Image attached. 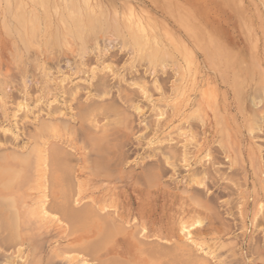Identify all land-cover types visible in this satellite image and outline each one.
Returning a JSON list of instances; mask_svg holds the SVG:
<instances>
[{
	"label": "rangeland",
	"instance_id": "1",
	"mask_svg": "<svg viewBox=\"0 0 264 264\" xmlns=\"http://www.w3.org/2000/svg\"><path fill=\"white\" fill-rule=\"evenodd\" d=\"M80 1L83 44L57 21L53 42L45 21L26 46L0 1V153L26 154L7 162L21 224L14 241L0 227V264H96L75 240L82 215L127 226L113 241L127 253L104 264H264V0ZM42 200L47 220L30 211Z\"/></svg>",
	"mask_w": 264,
	"mask_h": 264
},
{
	"label": "bare ground",
	"instance_id": "2",
	"mask_svg": "<svg viewBox=\"0 0 264 264\" xmlns=\"http://www.w3.org/2000/svg\"><path fill=\"white\" fill-rule=\"evenodd\" d=\"M0 1H2V0H0ZM10 1H14L15 3H16V7L17 8H14V9H12V10H15L16 9V12L13 14V15H11L10 17H11V20H9V18H8V20H7V23H10L9 25L7 24V23H3L4 25H5V28L7 29L8 27V30H7V33H9L10 35H11V33H12V35L13 34H16V36H17V38H18V40L20 41V43H22V44H24L25 46L26 45H29V42H30V40L31 39H33L34 37H36L37 35L39 36L40 35V33L42 32V31H44V22L45 21H47V23H48V27L47 28H49V30L51 31L50 32V34L53 36V37H51L52 39H53V42H55V43H63V41H64V38H62V40H61V36L63 35L62 34V31L59 29V26H58V23H55V21H57V22H59V23H61L60 25H62V28H63V32H66L69 36L71 35V34H74V36H75V38H77L78 40L77 41H79V43L80 44H83V35H82V32H83V30L86 28L85 26L86 25H84V22H85V18L86 17H84V15L86 16V14L85 13H82L80 10H79V6H76V5H74V3H76V2H73V0H61V2L62 3H64L65 2V9H67V11L65 10V12L66 13H64V14H57V16L55 17H53V14H52V11L55 9V7L54 8H51V9H49L48 7H47V5L49 4V0H26V1H28V3H26L25 4V2L23 1V0H10ZM57 0H52L51 1V3H55ZM60 1V0H59ZM261 1V0H260ZM263 1V0H262ZM5 0H3V2H1V3H3L4 5H5ZM7 2H8V0H7ZM151 2V1H150ZM166 2V1H165ZM78 3V2H77ZM76 3V4H77ZM83 3V4H82ZM87 3H88V0H87V2L85 1V0H81L80 2H79V5L80 4H82V6H84V10L86 9L87 10ZM93 3V2H92ZM184 4H185V2H184ZM191 4V3H190ZM9 5H10V3L8 2V3H6V12L7 13H9ZM13 5V4H12ZM64 5H62L63 6V8H64ZM106 5V4H105ZM121 5V4H120ZM176 5V4H175ZM196 6H198V5H196ZM215 6H216V4H215ZM218 6V5H217ZM90 7V6H89ZM189 7H192V6H190L189 5ZM240 7V6H239ZM13 8V7H12ZM44 8V9H43ZM39 9H41V11H42V13H40L38 10ZM189 9V8H188ZM193 9V11H194V8H192ZM191 9V10H192ZM52 10V11H51ZM56 11H57V9H55ZM89 10H90V8H89ZM99 10V9H98ZM163 10V9H162ZM207 10V9H206ZM56 11H54V12H56ZM6 12H5V14H6ZM83 12H86V11H83ZM169 12V11H168ZM182 12V11H181ZM2 13V12H1ZM87 13V12H86ZM170 13V12H169ZM186 13V12H185ZM194 13V12H193ZM55 14V13H54ZM128 14V13H127ZM190 14H192V12L190 13ZM196 14V13H195ZM194 14V15H195ZM132 15V14H131ZM180 15V14H179ZM244 15V14H243ZM1 16H2V14H1ZM3 16H5L4 14H3ZM3 16H2V18H3ZM7 16V15H6ZM130 16V15H129ZM161 16V15H160ZM190 16H192L193 17V14L192 15H190ZM189 16V17H190ZM8 17H9V15H8ZM134 17H136V16H134ZM171 17V16H170ZM178 17V16H177ZM192 17H190L191 19H192ZM197 17H198V15H197ZM196 17V15H195V18H197ZM240 17H242L241 15H240ZM4 18H6V17H4ZM131 18V17H130ZM130 18H128L129 20H130ZM181 18V17H180ZM194 18V17H193ZM131 19H133V18H131ZM135 19V18H134ZM189 19V18H188ZM4 20V19H3ZM136 20V19H135ZM172 20V19H171ZM179 20V19H178ZM207 20V19H206ZM211 20H212V18H211ZM244 20V19H243ZM130 22H132L131 20H130ZM138 22V21H137ZM135 23V22H134ZM178 23V22H177ZM197 23V22H196ZM199 23V22H198ZM197 23V24H198ZM207 23V22H206ZM6 24L8 25L7 27H6ZM56 24H57V27H56ZM132 23H129V25H131ZM146 24V23H145ZM200 24V23H199ZM245 24V23H244ZM12 25V27H14V30H10V26ZM216 25V24H215ZM26 26H29V27H27V30L25 29V27ZM52 26H54V27H52ZM141 26V28L143 29L144 27H142V25H140ZM201 26V25H200ZM207 26V25H206ZM4 27V26H3ZM11 27V28H12ZM50 27L52 28V29H50ZM85 27V28H84ZM134 27H135V24H134ZM146 27V26H145ZM154 27H156V26H154ZM28 28H29V30H28ZM46 28V27H45ZM242 28H243V26H242ZM31 29V30H30ZM92 29V28H91ZM134 29H136V28H134ZM139 29V28H138ZM142 29H141V31H142ZM208 29V28H207ZM49 30H47V32L49 31ZM95 30V29H94ZM144 30V29H143ZM213 30V29H212ZM216 30V29H215ZM245 30H246V28H245ZM145 31V30H144ZM152 31V30H151ZM247 31V30H246ZM11 32V33H10ZM95 32V31H94ZM136 32H137V30H136ZM185 32V31H184ZM84 34H85V32H83ZM144 33V32H143ZM145 34V33H144ZM89 35V34H88ZM15 36V35H14ZM141 36H142V32H141ZM177 36V35H176ZM185 36V35H184ZM223 36V35H222ZM221 36V37H222ZM33 37V38H32ZM65 37V36H64ZM71 37V36H70ZM85 37V36H84ZM91 37V36H90ZM186 37V36H185ZM192 37V36H191ZM31 38V39H30ZM48 38V37H47ZM66 38V37H65ZM158 36H157V40H158ZM90 39V38H89ZM106 39V38H105ZM109 39V38H108ZM107 39V40H108ZM116 39V38H115ZM118 39V38H117ZM142 39V38H141ZM140 39V40H141ZM144 39V38H143ZM35 40H36V38H35ZM46 40V39H45ZM120 40V39H119ZM74 41V40H73ZM72 41V42H73ZM109 41V40H108ZM142 41V40H141ZM143 41H145V40H143ZM32 42V41H31ZM146 42L147 41H145L144 43L142 42V44L144 45V44H146ZM159 42V41H158ZM65 43L67 44V42H66V39H65ZM39 44V43H38ZM43 44V43H42ZM59 45V44H58ZM64 45V44H63ZM143 45H141V51L143 50L142 48L144 47ZM21 46H23V45H21ZM43 47V46H42ZM181 47V46H180ZM27 48H28V46H27ZM26 48V49H27ZM23 49H24V46H23ZM86 49V48H85ZM88 49V48H87ZM137 49H139V48H137ZM18 50V49H17ZM76 50H77V48H75V51L74 52H76ZM84 52V51H83ZM101 52V51H100ZM89 53V52H88ZM56 54V53H55ZM191 54V53H190ZM65 55V54H64ZM69 55V54H68ZM52 56V55H51ZM15 57H16V55H15ZM15 57H14V59H15ZM83 57V56H82ZM153 57V56H152ZM158 58V57H157ZM149 59V58H148ZM153 59V58H152ZM161 60V59H160ZM239 60V59H238ZM85 62V61H84ZM164 62V61H163ZM163 62H162V64H163ZM245 63V62H244ZM146 64V63H145ZM159 64H161V63H159ZM152 65H154V62H153V64ZM157 67V66H156ZM244 67V66H243ZM249 68V67H248ZM94 74V73H93ZM90 75V74H89ZM251 75V74H250ZM91 77V76H90ZM29 79V78H28ZM33 80V79H32ZM99 82V81H98ZM251 82V81H250ZM92 85V84H91ZM232 85V84H231ZM62 87V86H61ZM1 90V89H0ZM5 90H6V88H5ZM60 91V90H59ZM62 92V91H61ZM64 93V92H63ZM61 94V93H60ZM65 94H66V92H65ZM4 96V95H3ZM77 100V99H76ZM33 101V100H32ZM40 101V100H39ZM75 106H76V104H75ZM31 107V106H30ZM29 107V108H30ZM12 109V108H11ZM51 110V109H50ZM81 111V110H80ZM84 111V110H83ZM82 111V112H83ZM9 112V111H8ZM27 112V111H26ZM38 112V111H37ZM52 112V111H51ZM11 113V112H10ZM23 113V112H22ZM18 115V114H17ZM15 117V116H14ZM190 117V116H189ZM19 118V117H18ZM60 119V118H59ZM63 119V118H62ZM49 121V120H48ZM60 121V120H59ZM62 121V120H61ZM17 123V122H16ZM61 124V123H60ZM49 127V129L50 130H52V134L55 136V134L58 132L57 131V129L56 128H54L53 126L51 127V126H49V125H45V124H43V125H41V126H39V124H37V126H36V128L38 129V131H40V130H43L44 128L45 129H47ZM57 135V134H56ZM192 135H193V133H192ZM10 136V135H9ZM2 137V136H1ZM192 137V136H191ZM9 138V137H8ZM188 138V137H187ZM96 139H98V138H96ZM8 140V139H7ZM45 144L46 143H44L43 144V149L41 150V149H39L38 147H35V151H36V157H37V164L40 166V170H39V173H40V177H43V175L41 174L43 171H44V169L42 168V164H43V161H44V159L46 158V156H45V153H46V150H45ZM51 146V145H50ZM59 146V145H58ZM61 146V145H60ZM8 147V146H7ZM8 149V148H7ZM57 148H55V150L53 149V152H52V155H57L58 154V156L60 155V153H61V151H58L60 148L58 147V150H56ZM2 150H4V149H2ZM1 150V151H2ZM0 151V152H1ZM52 150H50V152H51ZM17 152V151H16ZM48 152V151H47ZM57 152H59V153H57ZM18 153V152H17ZM62 153H64L63 151H62ZM19 155H21V156H19ZM19 155H17V156H11V155H3V153L1 154L0 153V227H2L3 226V223H7V225L6 224H4V225H6V228L8 229V228H10V229H8V231H10V233L11 234H9L10 236L12 235V233L14 232H12V230H16V233L14 234V237H13V241H14V239L15 240H18V238L20 237L19 236V233H18V229H19V225L21 224L20 223V216H19V212H18V210L19 209H17V207L16 206H14V205H16V200H17V198H16V196H14V193H12L13 191L12 190H14V188H15V184H16V181H18V179L20 178V176L22 175V169H20V168H18V167H12L10 164H8L7 162H8V159L9 158H12L13 160H15V159H17V157L19 156V159H17L18 160V163L20 164V162H22V160L24 159V157H25V153L24 154H21L20 152H19ZM48 155V154H47ZM51 155V157L53 158V156ZM61 156V155H60ZM49 159V158H48ZM197 160V159H196ZM52 161V160H51ZM48 162V161H47ZM56 162H57V160H56ZM61 162V161H60ZM63 164V163H62ZM66 164V163H65ZM64 164V165H65ZM69 164V163H68ZM48 167V166H47ZM59 167V166H58ZM57 167V168H58ZM49 170V169H48ZM55 170V169H54ZM52 171V170H51ZM59 171V170H58ZM68 171H70V170H68ZM64 173V172H63ZM70 173V172H69ZM72 173V172H71ZM66 174V173H65ZM62 175V174H61ZM69 175V174H68ZM62 176H64V174L62 175ZM70 176H72V175H70ZM51 179V178H50ZM70 179H71V177H70ZM62 180H64V179H62ZM66 180V179H65ZM65 180H64V182H65ZM72 181H73V179H72ZM72 181H70L71 183H74V182H72ZM262 181H264V180H262ZM63 182V181H62ZM69 182V181H68ZM69 182V183H70ZM70 183V184H71ZM62 184V183H61ZM64 187V186H63ZM72 187V186H71ZM33 188V187H32ZM66 188V187H65ZM73 188V187H72ZM78 188L79 189H81L82 188V185H81V183H79L78 184ZM67 189V188H66ZM71 189V188H70ZM75 189V188H74ZM62 190V189H61ZM72 190V189H71ZM65 191V190H64ZM67 191H69V190H67ZM66 192V191H65ZM69 193H71V191L69 192ZM61 194V193H60ZM72 194V193H71ZM41 195V194H40ZM43 195V194H42ZM41 195V196H42ZM63 195V194H62ZM41 196L40 197H38V198H41ZM67 196V195H66ZM49 197V196H48ZM69 198H70V196H68ZM192 197V196H191ZM194 198V197H193ZM197 198V197H196ZM63 199H64V197H63ZM73 200V199H72ZM197 200H198V198H197ZM58 202V201H57ZM66 202H67V200H66ZM70 201H69V199H68V203H69ZM52 203H54L55 204V202L53 201ZM14 204V205H13ZM44 204H45V201L44 200H42V201H40V203L34 208V210H30V211H32V212H34L38 217H39V219H41V220H47V218H49L48 216V214H47V212H46V210L44 209ZM60 204V203H59ZM195 204H196V202H195ZM58 205V204H57ZM62 205V204H61ZM60 205V206H61ZM63 205L65 206V204H64V202H63ZM68 205H70V203L68 204ZM12 206H13V208H12ZM52 206V205H51ZM59 206V207H60ZM67 206V205H66ZM71 206V205H70ZM80 206V205H79ZM79 206H77V207H79ZM72 207V206H71ZM73 208V207H72ZM76 208V207H75ZM82 208H84V207H82ZM86 208V207H85ZM258 208V207H257ZM26 209H28V207H26ZM61 209V208H60ZM63 209H64V207H63ZM63 209H61L62 211H64ZM80 209V208H79ZM94 209V208H93ZM260 209V208H259ZM52 210V209H51ZM73 210H74V208H73ZM88 210V209H87ZM86 209L84 210V213L86 214V211H87ZM105 210V209H104ZM60 211V210H59ZM75 211H77V213L79 214V211L78 210H75ZM81 211V210H80ZM260 211V210H259ZM258 211V212H259ZM74 212V211H73ZM82 212V211H81ZM88 213L89 212H91V211H87ZM66 213V212H65ZM76 213V214H77ZM108 213V212H107ZM113 213V212H112ZM71 214V213H70ZM73 214V213H72ZM75 214V216L76 217H79L80 216V214L79 215H76ZM83 214V213H82ZM81 214V215H82ZM111 214V213H110ZM96 215V214H95ZM98 215V214H97ZM61 216V215H60ZM68 216V215H67ZM111 216V215H110ZM73 217H74V215H73ZM88 217V216H87ZM91 217V218H90ZM90 217H88L89 218V220L87 221V218L86 217H84L83 215H82V218L81 219H84L85 221H86V223L88 224L89 223V225H85L84 224V226L79 230L80 231V235H78L76 238H75V240L79 243V245L80 244H83V242H84V245H82V246H85V242H86V244L88 245H86L84 248H88V247H90V246H92V247H94L93 246V244L95 243L96 244V246L97 247H95L96 249H94V251H93V249H92V247L91 248H89V250H90V252L92 253V251H93V255L92 256H96L97 258H96V260H97V263L96 264H104V263H106V259H105V261L103 262V259H102V256H103V253L105 252V253H111L113 256H116L115 254H118V253H121V254H124V253H127V250L128 249H123V248H121L120 250L119 249H116L115 248V244H113V241L115 240V236H117L118 234H122L123 232H124V230L127 228V226H126V228H124V230H123V232H122V228L124 227H122V228H118V226L119 225H113V223H114V221H112V223H111V220H109L108 219V217H107V219L110 221V222H108V220H107V223H106V220H104L103 218H95L94 217V215L93 216H90ZM97 217V216H96ZM104 217V216H103ZM66 218V217H65ZM105 218H106V216H105ZM255 218V217H254ZM72 219H74V218H72ZM80 219V220H81ZM68 220H71V219H69V217H68ZM75 220L77 221V222H79V223H81V221H78V218H75ZM112 220H113V217H112ZM71 221H74V220H71ZM257 221V220H256ZM196 222V221H195ZM73 223V222H72ZM76 223V222H75ZM74 223V224H75ZM119 223V222H118ZM115 224H117L116 222H115ZM120 224V223H119ZM71 225V224H70ZM4 227L5 226H3V229H4ZM69 227V226H68ZM135 228V227H134ZM139 228V227H138ZM181 229H182V231L183 232H186L187 230H186V226L184 225V223L182 222L181 223ZM75 230V229H74ZM77 230V229H76ZM134 230V229H133ZM139 230V229H138ZM6 231V230H5ZM74 232V231H73ZM120 232H122V233H120ZM140 232H141V230H140ZM182 232V233H183ZM8 233V232H7ZM6 233V234H7ZM76 233V232H75ZM133 233H135V232H133ZM138 233V232H137ZM71 234V233H70ZM73 234V233H72ZM132 234V233H131ZM133 235V234H132ZM135 236H136V234H134ZM184 235V234H183ZM9 236V238H11ZM13 236V235H12ZM185 237L187 238V240H189V241H192L191 240V238L189 237V232H186L185 233ZM135 238H137V237H135ZM64 239V238H63ZM95 239H97V240H95ZM130 239H131V237H130ZM138 240H139V238H137ZM136 239V240H137ZM11 240V239H10ZM21 240H22V238H21ZM94 240V241H93ZM4 241V240H3ZM91 242V243H90ZM139 242V241H138ZM6 243V242H5ZM9 243H11L10 241H9ZM93 243V244H92ZM141 243V242H140ZM186 243V242H185ZM194 243V242H193ZM138 244V243H137ZM142 244V243H141ZM145 244V243H144ZM147 244V243H146ZM195 245H197V243H194ZM8 244H6V246H7ZM10 245V244H9ZM74 245V244H73ZM78 245V246H79ZM90 245V246H89ZM76 246V245H75ZM82 246H79V247H82ZM144 246V245H143ZM14 247V246H13ZM72 247H74V246H72ZM146 247V246H145ZM149 247V246H148ZM147 247V249H149ZM155 248H156V246H154ZM166 247V246H165ZM165 247H164V249H165ZM168 247V246H167ZM175 247V246H174ZM3 248H4V246H3ZM5 248H7V247H5ZM162 248V247H161ZM176 248V247H175ZM155 251V249L154 248H150V250H147V251H149V252H147V254H148V256H151V255H153V250ZM173 249V248H172ZM85 250V249H84ZM92 250V251H91ZM144 250H146V249H144ZM159 250V249H158ZM161 250V249H160ZM169 250H170V248H169ZM80 251H82V250H80ZM143 251V250H142ZM141 251V252H142ZM163 252H164V250H162ZM173 251V250H172ZM4 252V251H3ZM12 252V251H11ZM17 252H19V250L17 251ZM103 252V253H102ZM141 252H140V250H139V253L141 254ZM145 251H143L142 253H144ZM145 252V253H146ZM159 252V251H158ZM182 252H184V251H182ZM102 253V254H101ZM155 253V252H154ZM161 253V252H160ZM209 253H211V252H209ZM86 254V253H85ZM87 254H89V252H87ZM132 254V253H131ZM156 254V253H155ZM178 253H177V249H176V254L175 255H177ZM185 254V253H184ZM187 254V253H186ZM195 254V253H194ZM11 255V254H10ZM13 255V254H12ZM90 255V254H89ZM112 255H110V256H112ZM145 256H146V254H144ZM159 255V254H158ZM165 255H166V253H165ZM172 255H174V252L172 253ZM174 255V256H175ZM18 256V255H17ZM21 256V255H20ZM91 256V257H92ZM155 256V255H154ZM153 256V257H154ZM160 256V255H159ZM196 256V255H195ZM117 257V256H116ZM119 257V256H118ZM156 257H157V255H156ZM166 257H168V256H166ZM180 257V256H179ZM184 257H185V255H184ZM188 258H189V256H187ZM72 258V257H71ZM107 258V257H106ZM110 258V257H109ZM120 258V257H119ZM118 258V259H119ZM158 258V257H157ZM173 258V257H172ZM178 258V257H177ZM182 258V257H181ZM187 258V259H188ZM190 258H192V257H190ZM11 259V258H10ZM14 259V258H13ZM21 259V258H20ZM19 259V260H20ZM113 261H114V258H111ZM117 259V258H116ZM159 259V258H158ZM164 259V258H163ZM168 259V258H167ZM166 259V260H167ZM185 260H186V258H184ZM198 259V258H197ZM201 259V258H200ZM107 260H109V259H107ZM149 260H150V258H149ZM169 260V259H168ZM173 260V259H172ZM176 260H178V259H176ZM185 260H184V262H185ZM191 260V259H190ZM193 260V259H192ZM151 261V260H150ZM194 261H196L195 259H194ZM206 261V260H205ZM16 262V261H15ZM116 262V261H115ZM156 262V261H155ZM168 262V261H167ZM171 262V261H170ZM186 262H188V260L186 261ZM185 262V263H186ZM199 262V261H198ZM201 262V261H200ZM108 264L109 263H111V262H107ZM117 264H119L120 262H116ZM159 263H162V262H159ZM158 263V264H159ZM172 263H174V262H172ZM184 263V264H185ZM195 263V262H194ZM202 263V262H201ZM78 264H87V261L86 260H84V259H82V260H79L78 261ZM157 264V263H156ZM168 264V263H167ZM177 264H178V262H177Z\"/></svg>",
	"mask_w": 264,
	"mask_h": 264
}]
</instances>
